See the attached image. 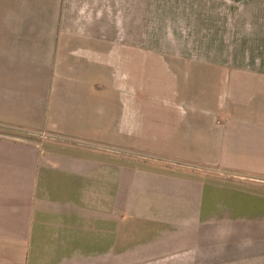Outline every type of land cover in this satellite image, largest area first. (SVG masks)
Masks as SVG:
<instances>
[{"label": "crops", "instance_id": "1", "mask_svg": "<svg viewBox=\"0 0 264 264\" xmlns=\"http://www.w3.org/2000/svg\"><path fill=\"white\" fill-rule=\"evenodd\" d=\"M0 264H264V0H0Z\"/></svg>", "mask_w": 264, "mask_h": 264}, {"label": "rangeland", "instance_id": "2", "mask_svg": "<svg viewBox=\"0 0 264 264\" xmlns=\"http://www.w3.org/2000/svg\"><path fill=\"white\" fill-rule=\"evenodd\" d=\"M3 129V128H2ZM10 132H14V133H17V134H20L19 131H11ZM28 133V134H27ZM23 135L25 136H28V137H34V138H38V137H43L44 135H41L39 133H36V132H26V133H23ZM230 179H233V177L231 176Z\"/></svg>", "mask_w": 264, "mask_h": 264}]
</instances>
